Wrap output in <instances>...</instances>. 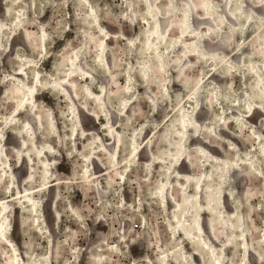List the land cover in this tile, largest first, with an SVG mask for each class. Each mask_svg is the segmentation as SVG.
I'll return each instance as SVG.
<instances>
[{
    "label": "rangeland",
    "instance_id": "1",
    "mask_svg": "<svg viewBox=\"0 0 264 264\" xmlns=\"http://www.w3.org/2000/svg\"><path fill=\"white\" fill-rule=\"evenodd\" d=\"M262 4L0 0V200L36 188L40 208L35 216L20 199L2 213L0 206V232H11L26 264H93L100 254L106 264H164L168 253L189 264L183 246L204 264L183 233L175 239L180 223L168 222L160 195L170 175L172 220L192 229L201 216L207 237L215 222L220 245L210 255L224 264H264L243 243L248 234L264 257V116L246 115L249 104H264ZM213 71L222 81L210 78ZM28 85L34 116L23 113L33 106L25 103ZM201 101L208 115H197ZM209 131L221 134L210 138L224 157L190 143ZM136 146H145L140 159ZM184 156L188 164L178 168ZM1 234L0 263L11 264Z\"/></svg>",
    "mask_w": 264,
    "mask_h": 264
},
{
    "label": "bare ground",
    "instance_id": "2",
    "mask_svg": "<svg viewBox=\"0 0 264 264\" xmlns=\"http://www.w3.org/2000/svg\"><path fill=\"white\" fill-rule=\"evenodd\" d=\"M261 7H263L262 10L264 11V4H262ZM225 37H226V35H223L222 34V42H224ZM212 52H215V51H212ZM212 52L210 51L209 53H212ZM227 55H230V53L227 54ZM237 56H238L237 53H233L231 58H236ZM23 72H25V70ZM38 73H37V75H38ZM19 74L24 77V74H22V73H19ZM210 78H213V79L217 78L218 80L222 81L221 75H219L215 71H213V73H211ZM68 82L69 81H62V84L68 83ZM28 87H29L28 97H27V100L25 101V103L26 104L32 103L33 106H32V109H31V108H28V105H27L25 107L23 113H27L28 110H29V112L34 116V114L32 113V110H33L34 106L36 105L35 102H36L37 98H35L36 97V94L33 95V85H31V86L28 85ZM202 112L203 113L205 112L207 115L209 114L208 107L206 106V104H205L204 101H201L200 107H199V109L197 111V115L199 113H202ZM260 113H261V115L264 116V104H261V103H255V105L249 104V111L246 110L247 117H249L251 119L255 118V116L257 114H260ZM78 114H79V112H78ZM35 115L38 116V112H37L36 109H35ZM36 116H35V119L37 120V117ZM100 119H102V117H100ZM38 123H39V121L37 120V124ZM102 124H104V123H102ZM194 124H196V129L197 128L198 129H201V132L200 133H202L203 126L202 125L199 126L196 121L194 122ZM199 127H201V128H199ZM211 135H216L217 137H219V135H221V134L218 135L216 133H213L212 131H209V134H205V140H201L199 138L200 135L198 137H195L193 135L191 137L190 143H192L193 140L196 141V142H198V145H199L198 146V149L201 151V153L203 155L210 156L211 158H221V157H224L223 152L220 151L219 144L215 140H212L210 138ZM78 138H82V136L80 135L79 132L77 133V139ZM109 139H111V140L113 139V144L115 145V147L113 148L112 154H114L115 153L114 152V149L116 151V148H117L118 142H119V140H118V134H115L114 133L113 138L110 137ZM234 139L236 141H238L239 143H241L240 140H238L237 138H234ZM144 140H145V138H143V141L141 143H143ZM103 142H104V144H106V142L104 140H103ZM0 143H1V140H0ZM259 148H260V145H259V147L258 146L256 147V150H258ZM28 149L29 148H26L25 150H28ZM38 150H39V152H41V149L39 147H38ZM144 151H145V146L142 147V148H140L139 146H136L134 148V150H133V154H134V156H138L139 159H140V157H141V155H142V153ZM47 152L48 151H45V153H47ZM231 153L234 154L233 151ZM91 154H92V152L86 154L85 156H89ZM24 157H25V155L23 156V159L22 160H24ZM94 157L95 156L93 155V157H92V163L93 164H94ZM185 159H186V156H184L181 159L178 168H182L183 165L188 164ZM239 161H240V157H238V159L236 160V163L238 164ZM3 163H4V161L0 162V166L3 165ZM22 164H23V161H22ZM127 166L128 165H126V168H127ZM30 169H31L30 172L32 174L29 175V177L27 179V182H32L33 181V179H32V176L34 175V164L33 163L31 164ZM107 169H108V167H107ZM134 169H135L134 168V165L133 164H130L129 172H133ZM4 170H5V168H4ZM236 170H234V171L236 172ZM8 171L9 170H7V172ZM175 171H177V167L176 166L174 168V172ZM95 174H96V172L94 173V175ZM121 174L124 175V171H121ZM262 174L264 175V164H263V167H262ZM94 178H96V177H94ZM165 179H162L163 180L162 181V184L166 187V189L164 191H162L163 193L160 196H161V200H162V202H163V204L165 205V208H166L168 222L171 224V226L174 229L177 227V226L176 227L174 226V222L180 223L178 225L177 230L176 229L174 230V234H175L174 237H175V239H177V237L180 236V235H182V233H183L187 237L185 239L186 242L187 243H190L191 247L193 248V255L196 256V257L202 258L205 261L204 264H208V260L211 261L212 258L216 259L215 260V264H224L223 261H220V258L219 257H217V256H211L210 255V253L213 252V251H215V250H217L218 249V245H220L219 237L217 235V231L219 229L217 228V224L215 222H211L210 223V228H211V233L212 234H211V237H207L206 236L207 234H206V232L204 230V227L201 224V216H198L194 220V227L192 229L193 230L195 229L196 232H193L192 229L184 228L183 227L184 226V222H182V218L177 217L174 220L171 219V217L169 215V213L171 211V208L174 207V210L176 211V209L178 207L176 203L174 204V202H175L174 201V197L176 198L177 196L176 195L174 196L172 194V189H173L172 188L173 187L172 185L174 183L175 176L174 175L168 176L167 179H166L167 180L166 182H165ZM54 182H55V179H53L51 181H45L44 182V184H45L44 186H47V188H49L52 185H54ZM44 188L45 187H43L42 189H44ZM42 189H40V190H42ZM38 191H39V189L36 190V188L27 189L26 190V193H23L22 190H19L17 193H13L8 198L0 200V206H2L1 213L3 212V210L5 211V209L8 210L7 209V205L11 201L20 199V200L23 201L22 202V205L25 207V210L24 211H29L31 214H35V216H38L39 211H40V208H39V205H38L39 203H38L37 197L35 195H33L35 192H38ZM203 194H204V186L202 184L201 185V190H200V196L202 197ZM157 196H159V195H157ZM222 199H223L224 207H230V200H229L227 194L223 193L222 194ZM29 201H31L32 204H30ZM33 206H35V209L33 208ZM34 211L36 213H34ZM5 216H6V213L3 214V217L2 218H5ZM186 220L187 219L185 218L184 221H186ZM2 224H4V223H2ZM181 227H183V228H181ZM0 233H2L1 235L3 236V239H2L3 243L6 244L8 247H12V248H10L13 251V254L11 255V259H12L11 264H26L25 258L23 256H20V252H19L18 245L12 239L11 232L5 227L4 229L1 230ZM192 237H194V238L192 239ZM243 243H244L245 247L247 248V252L249 254V257L256 258L257 260L264 259L261 250L258 247H255L254 248L252 245H250V240H249L248 234L245 235ZM181 248H182L183 253H185V255H186V258H185L186 261H188L189 264H195V261L193 262L192 259L189 258V255H187L188 253H187V251H185L186 247L183 246ZM206 249H208L209 251L206 252L205 251ZM245 257H246V254H245ZM165 258L166 259L163 260V263L164 264H181L175 258L171 257V254L170 253H168ZM90 260L91 261L93 260V264H106L107 263V256H105L103 254H100L99 256H91L90 257ZM48 264H52V262H49Z\"/></svg>",
    "mask_w": 264,
    "mask_h": 264
}]
</instances>
